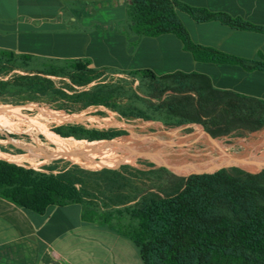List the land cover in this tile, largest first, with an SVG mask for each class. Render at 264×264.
<instances>
[{"label": "trees", "instance_id": "trees-1", "mask_svg": "<svg viewBox=\"0 0 264 264\" xmlns=\"http://www.w3.org/2000/svg\"><path fill=\"white\" fill-rule=\"evenodd\" d=\"M178 11L197 22L217 20L232 28L264 32L224 13L174 0H129L127 34H172L196 61L264 72V61L251 63L192 43ZM15 62L22 64L23 74L0 80V95L28 93L27 101L36 103L40 97L62 100L64 105L56 110L66 113L102 106L121 118L159 122L167 128L198 125L212 138L241 136L264 128V101L217 90L202 74L175 71L157 76L149 69L121 72L89 67L87 60L40 59L0 50V65ZM13 70L10 67L0 76ZM103 70L124 75L130 83H137V89L102 81L84 89L99 79ZM53 77L68 83L56 88ZM69 128L64 135L77 139L114 137L97 131L85 136ZM187 174L191 173H183ZM147 181V189L130 201L111 208L87 207L86 217L131 241L143 264H264V168L250 173L231 167L188 178L159 170ZM0 199L36 214L52 205L85 204L75 185L61 176L1 160Z\"/></svg>", "mask_w": 264, "mask_h": 264}, {"label": "crops", "instance_id": "crops-1", "mask_svg": "<svg viewBox=\"0 0 264 264\" xmlns=\"http://www.w3.org/2000/svg\"><path fill=\"white\" fill-rule=\"evenodd\" d=\"M264 29V0H174ZM129 0H0V50L40 59L87 60L121 72L205 75L213 88L264 101V72L196 61L172 34L128 35ZM177 15L195 45L251 63L264 61V32ZM159 123V122H158ZM198 126V125H184ZM86 204L43 214L0 199V264H143L134 244L85 216Z\"/></svg>", "mask_w": 264, "mask_h": 264}, {"label": "rangeland", "instance_id": "rangeland-1", "mask_svg": "<svg viewBox=\"0 0 264 264\" xmlns=\"http://www.w3.org/2000/svg\"><path fill=\"white\" fill-rule=\"evenodd\" d=\"M21 65L19 62L0 65V72L14 68L9 75L0 76V80L22 75ZM100 74L99 79L84 89L101 81L137 89V83H130L124 75H112L107 70ZM52 80L56 88L68 83L57 77ZM28 97V93L0 95V160L61 176L75 185L87 207L111 208L130 201L147 189V179L159 170L188 178L231 167L250 173L264 168V128L241 136L212 138L200 126L167 128L158 122L127 120L102 106L66 113L56 110L64 105L62 100L52 102L40 97L36 103L27 101ZM67 127H70L68 131L85 136L97 131L114 137L77 139L64 135ZM126 142H131V146L117 148ZM93 143L105 145L94 148ZM238 158L241 159L233 162Z\"/></svg>", "mask_w": 264, "mask_h": 264}, {"label": "bare ground", "instance_id": "bare-ground-1", "mask_svg": "<svg viewBox=\"0 0 264 264\" xmlns=\"http://www.w3.org/2000/svg\"><path fill=\"white\" fill-rule=\"evenodd\" d=\"M65 118H73V117H71V116H65ZM59 120V119H58ZM38 129H41V128H39L38 127ZM94 145H93V147L95 148V147H103L105 144H102V143H93ZM59 145L61 146V147H64L63 146V144L61 143V142H59ZM96 145V146H95ZM124 146H131V142L130 143H128V142H126V143H124V144H121V145H119L117 148H123ZM87 147H91V145H89V146H87ZM106 147H108V146H106ZM242 158V157H241ZM241 158H238V159H236V160H234L233 162H238ZM196 173H199V172H196Z\"/></svg>", "mask_w": 264, "mask_h": 264}]
</instances>
